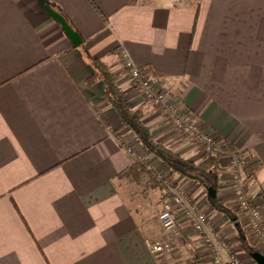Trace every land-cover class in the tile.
Wrapping results in <instances>:
<instances>
[{"label":"crops","instance_id":"crops-1","mask_svg":"<svg viewBox=\"0 0 264 264\" xmlns=\"http://www.w3.org/2000/svg\"><path fill=\"white\" fill-rule=\"evenodd\" d=\"M44 1L0 0V264H215L217 255L187 220L178 235L148 223L150 205L161 208L172 182L244 264H256L202 184L121 128L103 81L88 80L92 60L121 71L128 54L217 146L228 141L254 162L250 194L264 212V0ZM46 6L66 19L76 41ZM119 84L158 142L189 161L202 159L194 138L152 106L129 74ZM150 168L167 183L151 181L160 179L146 174ZM222 171L219 195L235 210ZM241 226L257 249L246 221ZM154 231L174 246L173 260L150 251Z\"/></svg>","mask_w":264,"mask_h":264},{"label":"built area","instance_id":"built-area-1","mask_svg":"<svg viewBox=\"0 0 264 264\" xmlns=\"http://www.w3.org/2000/svg\"><path fill=\"white\" fill-rule=\"evenodd\" d=\"M122 59L124 69L128 71L133 85L139 88L142 96L152 106H158L166 112L173 124L188 137H197V143L204 144L205 151L210 155L216 146V142L209 133L202 129L201 122L193 117L189 110L169 104L166 100L167 91L165 88L155 84L149 73L136 66L128 54L123 53ZM128 150L133 156H136L135 151L131 148ZM229 158L230 163L227 167L231 172H229L230 175L228 174L227 182L234 190L235 208L244 212L243 219L248 226L250 237L258 242L257 250L264 255V212L259 205L254 203L250 194L254 182L252 173L256 171L257 166L254 165L248 170L252 164L242 154L232 155ZM181 220H187L193 229L202 236L209 251L217 255L215 264H244L241 257L230 250L221 232L215 228L200 206L197 203L191 204L183 188L177 186L176 183H171L162 200V210L158 215V222L164 231L178 235ZM146 243L154 255L162 256L167 261L173 260L174 246L170 245L169 240L150 237ZM226 251H228L229 256L227 260L224 257Z\"/></svg>","mask_w":264,"mask_h":264},{"label":"trees","instance_id":"trees-1","mask_svg":"<svg viewBox=\"0 0 264 264\" xmlns=\"http://www.w3.org/2000/svg\"><path fill=\"white\" fill-rule=\"evenodd\" d=\"M92 63L95 67V74L88 80V83L92 84L99 80L103 81L105 87V96L120 117L121 128H129L150 153L154 154L156 157L165 162L175 173L200 182L206 190L211 205L216 210L226 214L230 220L236 224L244 250L250 254L258 264L255 254L259 251L253 247L241 226V220L244 217V212L241 209L232 210L228 208L223 203L219 195L222 158L231 155H238L241 154V152L238 151L230 142L224 141L218 146L216 145L213 152L209 156L204 155V157L198 163L187 160L177 151L167 147L161 142H158L152 135L150 127L144 123L143 109H134L130 106L129 102L127 101L126 92L119 84V80L122 75L128 71L125 69L121 71H114L101 59H94L92 60ZM194 140L198 142L197 137H194ZM198 144L202 150H205L204 144ZM136 164L146 168V165L142 160H136ZM251 164L252 165L249 166L248 170L253 168L255 165L254 162ZM255 173L256 171L252 173L254 177ZM146 174L155 175V172L150 168L147 170ZM139 177L140 176L134 180L139 182ZM150 178L151 181L155 180L156 184L161 183V181H158L154 176H151ZM210 188H213L216 192L215 196L209 195L208 192ZM199 259L200 257L197 256L196 260ZM206 260L208 261L210 259ZM211 260L214 261L215 258H211Z\"/></svg>","mask_w":264,"mask_h":264},{"label":"rangeland","instance_id":"rangeland-1","mask_svg":"<svg viewBox=\"0 0 264 264\" xmlns=\"http://www.w3.org/2000/svg\"><path fill=\"white\" fill-rule=\"evenodd\" d=\"M120 61H121V64H122V66H121V69L122 70H124V63H123V59H122V57H121V59H120ZM124 75H128V72H126V73H124ZM199 145V144H198ZM202 152H203V157H204V155H208L207 154V152L205 151V150H202ZM180 154V153H179ZM209 156V155H208ZM232 156V155H231ZM202 157V158H203ZM226 159H225V164H224V166L225 167H223V165L221 164V167H222V169L221 170H225V171H228V173L227 174H229L230 175V173L229 172H231L230 170H229V167H227L228 165H229V163H230V158H229V156H227V157H225ZM152 169V168H151ZM153 171H154V169H153ZM155 172V171H154ZM221 172H223V171H221ZM155 175H157L156 174V172H155ZM157 177L161 180V182H165L166 180L164 179V178H161V177H159L158 175H157ZM165 183H167V182H165ZM173 184H175L174 182H172ZM229 184V183H228ZM158 197L156 196V199H157ZM155 199V200H156ZM159 202L157 201V202H155V203H152L151 205H150V218H151V220H149L148 221V223H154V224H156L157 223V226L159 227V222H158V215H159V213L161 212V210H162V205H161V208L159 207V204H158ZM235 210H237V208H235ZM242 220H244V219H242ZM245 221V220H244ZM156 227V226H155ZM162 228V227H161ZM153 233H155L156 235H155V237H158L159 235V233L156 231H154ZM153 237V236H152ZM259 246V245H258ZM257 264V263H256Z\"/></svg>","mask_w":264,"mask_h":264},{"label":"water","instance_id":"water-1","mask_svg":"<svg viewBox=\"0 0 264 264\" xmlns=\"http://www.w3.org/2000/svg\"><path fill=\"white\" fill-rule=\"evenodd\" d=\"M42 2H45L44 0H42ZM51 14H53V16H55L63 25L64 29L66 30V32L69 34V36L74 40L76 41L77 40V36L76 34L72 31V28L70 27V25L68 24V22L66 21V19L58 14V13H55L51 8L49 7H45ZM209 195H213L215 196L216 195V192L214 191L213 188H210L209 189ZM255 258L256 260L258 261V264H264V255L261 254L260 252L256 253L255 254Z\"/></svg>","mask_w":264,"mask_h":264}]
</instances>
